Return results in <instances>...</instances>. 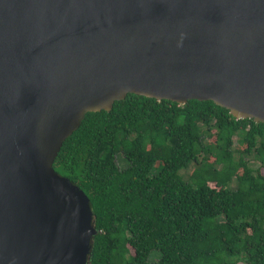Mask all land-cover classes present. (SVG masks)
Listing matches in <instances>:
<instances>
[{
    "label": "water",
    "instance_id": "95a60500",
    "mask_svg": "<svg viewBox=\"0 0 264 264\" xmlns=\"http://www.w3.org/2000/svg\"><path fill=\"white\" fill-rule=\"evenodd\" d=\"M128 93L264 123V0H0V264L89 263V198L53 163Z\"/></svg>",
    "mask_w": 264,
    "mask_h": 264
},
{
    "label": "trees",
    "instance_id": "16d2710c",
    "mask_svg": "<svg viewBox=\"0 0 264 264\" xmlns=\"http://www.w3.org/2000/svg\"><path fill=\"white\" fill-rule=\"evenodd\" d=\"M53 168L89 198L88 264H264V123L128 93L86 113Z\"/></svg>",
    "mask_w": 264,
    "mask_h": 264
},
{
    "label": "rangeland",
    "instance_id": "374dc122",
    "mask_svg": "<svg viewBox=\"0 0 264 264\" xmlns=\"http://www.w3.org/2000/svg\"><path fill=\"white\" fill-rule=\"evenodd\" d=\"M119 163H120V160H119ZM120 166H122V165H120ZM190 171H191V168H190V169H187V170H182L181 172L183 173V175H184L185 177H187L188 174L190 173ZM263 172H264V170H263ZM156 256H157V255L153 254L152 257H151V260H152V261L155 260V259H156Z\"/></svg>",
    "mask_w": 264,
    "mask_h": 264
}]
</instances>
